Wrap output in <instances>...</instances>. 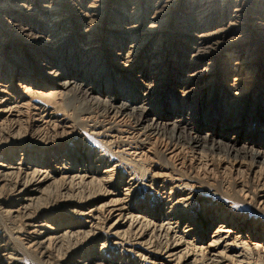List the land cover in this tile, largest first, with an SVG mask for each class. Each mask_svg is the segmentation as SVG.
<instances>
[{
    "label": "bare ground",
    "instance_id": "6f19581e",
    "mask_svg": "<svg viewBox=\"0 0 264 264\" xmlns=\"http://www.w3.org/2000/svg\"><path fill=\"white\" fill-rule=\"evenodd\" d=\"M0 41V264H264L262 221L138 175L163 140L263 212L264 0H0ZM224 56L260 82L224 83Z\"/></svg>",
    "mask_w": 264,
    "mask_h": 264
},
{
    "label": "rangeland",
    "instance_id": "374dc122",
    "mask_svg": "<svg viewBox=\"0 0 264 264\" xmlns=\"http://www.w3.org/2000/svg\"><path fill=\"white\" fill-rule=\"evenodd\" d=\"M181 8L182 7L180 5L179 6V9L181 10ZM21 11L23 12V10H21ZM125 14L130 17V15L127 12H125ZM56 21H58V18L54 17V19H52V21H49V22L48 21H45L44 24L45 25H48V24L50 25V24H52L53 22H56ZM146 28H148V26ZM173 28L174 29H176V28L177 29H181L180 26H174ZM107 36H110V35L109 34H106L104 36V38H103L104 39L103 40L104 43H106V42L110 43L111 40L115 41V39H114V38H116L115 35L112 36V37H107ZM118 36H122V35H118ZM108 40H110V41H108ZM128 43L131 44L132 41H130ZM156 43H157V40H154V41L149 42V44L147 45L148 49H150V51H151V48H153V46H156ZM81 49H84L83 44H78V50H81ZM128 50H129V48H127V47L124 48L123 51L121 52V54L125 56L127 54ZM231 50H232V48H231ZM231 50H228L227 52H229ZM227 52H224L222 55H225ZM224 59H226V64H225V61H224V64L222 65V68H224V72L223 73L221 72L223 74V76H221V78H220L221 80L225 81L224 83L231 84L233 82V80H236V82H238L239 83V86H241L242 88H244V89H252L253 86H254V80H255V78H256V81L257 82H260V79L256 77V73L255 72H252L250 69L249 70H246L244 67L235 64V62L237 60V57L236 58L235 57L228 58V57H225L224 56ZM185 61H187V59L184 60V62ZM222 61H223V58H222L221 62ZM142 62L143 61H141L140 65L142 64ZM220 67H221V65H220ZM220 71H222V70H220ZM223 77H225V78H223ZM169 87H171V86H168V88ZM76 105H75V107H77V108H79V107L81 109L87 108V106H85V105H82L83 106L82 107L81 104L79 105V103H77ZM201 123H203V122H201ZM164 144H165V141H163V140H159L156 143L155 142L148 143V146H149L148 148H150V153L145 154V159L146 160L144 158H142V160L140 161L141 163L139 162V165L142 166V168H143V171L140 172L141 174H138L140 177H142V175L146 171L149 170V167L152 166L151 165V162H152V164H154L155 166H159L160 168L163 167L162 169H164L170 175L172 173H173L172 174L173 176H179V175H181V176H179L180 178L182 177V179H184V181H186L190 185L193 184L195 188L198 187V189L200 190V192L203 195L204 194L206 196L207 195H214L217 198L220 197V198H223V199H228V201H230V202L233 201L232 203H233V206L235 207V209H234V211L236 210L235 212H238L239 211L240 213H243L245 215H249L250 216V220H252L254 222L262 221L264 223V210H263L262 213L256 214L257 213V208L259 207V206H257L258 203H259V200H258L259 198L257 196V192L253 191L250 194V196L252 195L251 199H254V201L251 200L250 198L244 200V198L240 197L238 195L239 193H237L238 190H239L238 189L239 187L237 186L238 185L237 184L238 181H235V176H228L226 174H222V172L220 171V169H216L217 167H214L215 169H213L210 172H207V173H197L196 174V171H195V169H194L193 166H189L188 167L186 165V168H185V166L184 167L183 166H179L177 162H176L177 163L176 164L175 161H173L171 159L168 160V158L165 155H163L164 154V152H163L164 150L163 149H164V146H165ZM147 155H149L148 157L150 158V161H149ZM152 160H154V161H152ZM156 160H158V161H156ZM164 161H166V163H167L166 166H165V164H163V163H165ZM171 165H174V167L171 166ZM171 169L174 170V171H172ZM239 197H240V199H239ZM235 199L237 201H235ZM239 201H241V202H239ZM254 202H257V204L254 203ZM248 203H249V205H246ZM260 209L261 208L259 207V210ZM7 228H8V222L5 221V218H1L0 219V229L3 231V229L4 230H7ZM250 235H251V232H250ZM35 256L36 255H34L32 253H29V254H26L25 257L27 258L28 261L32 262V264H37V262H36L37 260H35L36 259Z\"/></svg>",
    "mask_w": 264,
    "mask_h": 264
}]
</instances>
